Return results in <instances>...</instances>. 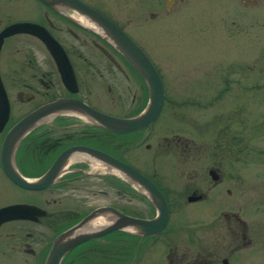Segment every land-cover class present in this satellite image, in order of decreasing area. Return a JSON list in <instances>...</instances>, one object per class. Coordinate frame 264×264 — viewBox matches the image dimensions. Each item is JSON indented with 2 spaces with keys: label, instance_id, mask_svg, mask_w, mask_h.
I'll return each mask as SVG.
<instances>
[{
  "label": "flooded vegetation",
  "instance_id": "obj_1",
  "mask_svg": "<svg viewBox=\"0 0 264 264\" xmlns=\"http://www.w3.org/2000/svg\"><path fill=\"white\" fill-rule=\"evenodd\" d=\"M79 1L110 19L143 50L161 82L160 109L146 126L125 132L109 130L75 110L45 116L17 143L13 164L23 177L37 178L68 148H92L146 176L161 192L167 217L156 234L138 227H120L79 241L62 254L58 264H264V197L258 194L264 183H221L224 171L218 155L222 148H216L207 171L210 177L213 174L214 183L170 179L176 161L182 167V155L190 153L187 151L191 148H184L187 142L182 139L181 114L169 109L163 119L167 121L159 127L155 122L164 107H182V98L176 97L182 94V87L186 89V81L182 84L186 76L182 75V66L169 67L182 64V58L168 62L164 57L168 62L166 74L143 42L125 29L130 19L125 22L124 18L129 14L131 20L134 15L148 19L159 11L169 13L179 0ZM16 8L22 11V18L11 17ZM27 12L31 14L28 17ZM22 22L29 23V32L1 36L7 26ZM143 27L153 35L149 24ZM44 38L53 43L55 51ZM230 74L228 70L222 75V85L217 89L220 94L230 90L234 81ZM203 75L206 72L202 69L191 75L198 80L194 86L202 85ZM0 87L8 103V115L0 125V154L10 128L45 103L75 100L107 115L132 117L143 112L149 102L144 78L92 21L69 5L41 0H0ZM107 103L120 107V112L104 109ZM15 107L19 109L17 114L13 112ZM32 171L37 173H26ZM92 181L114 188L115 204L91 208L86 195L65 204L63 198L69 197L67 194L75 187L89 194L85 187ZM2 192L6 196L0 198V208L18 204L25 205V209L0 214V264H45L55 238L99 207L109 206L140 219L156 215L150 199L121 173L79 150L61 158L52 182L36 189L15 184L5 174L0 159V196ZM10 192L15 196H7ZM122 201L131 205H123ZM86 206L88 209L83 211ZM99 217L106 219L100 223L90 219L89 230L113 221L110 215Z\"/></svg>",
  "mask_w": 264,
  "mask_h": 264
},
{
  "label": "rangeland",
  "instance_id": "obj_2",
  "mask_svg": "<svg viewBox=\"0 0 264 264\" xmlns=\"http://www.w3.org/2000/svg\"><path fill=\"white\" fill-rule=\"evenodd\" d=\"M16 10L11 17L22 18V11ZM165 13L159 11L148 19L134 15L133 20L128 14L124 21L130 19L125 29L143 42L166 74L168 62L182 58L180 65L169 64V67L182 66V75L186 76L182 77L186 89L182 87V94L176 97L182 98V107H164L155 122L157 127L167 121L163 119L169 109L176 115L181 114L182 139L187 142L184 148H191L187 151L190 153L182 155V167L176 161L170 179L182 183H214L207 171L216 148H222L218 155L224 171L221 183H264V0L245 5L242 0H179ZM30 15L26 13L27 17ZM147 24L153 28V35H148L147 28L143 27ZM201 69L206 72L204 82L194 86L198 80L191 75L200 73ZM228 70L234 81L229 91L220 94L217 89ZM213 72L218 75H212ZM216 94L218 97L209 102ZM103 108L120 112V107L108 103ZM18 110L15 107L13 112L17 114ZM123 111L128 113L127 108ZM144 153L146 157V150ZM26 173L33 176L37 172ZM88 184L85 188L89 194H83L82 187H75L67 194L69 197L63 198L65 204L84 195L91 208L115 204L114 188L93 181ZM260 191L258 194L264 197V188ZM252 194L257 193L252 191ZM5 196L2 192L0 198ZM7 196L15 195L10 192ZM122 204L131 205L126 201Z\"/></svg>",
  "mask_w": 264,
  "mask_h": 264
},
{
  "label": "water",
  "instance_id": "obj_3",
  "mask_svg": "<svg viewBox=\"0 0 264 264\" xmlns=\"http://www.w3.org/2000/svg\"><path fill=\"white\" fill-rule=\"evenodd\" d=\"M48 4H66L73 7L80 14L86 16L92 21L104 34L106 40L112 44L124 57L135 67L139 74L147 83L149 91V102L143 112L132 117H114L107 115L96 109L77 103L75 100H55L45 103L19 119L7 132L1 147V165L5 174L17 185L25 188H42L49 185L57 173L61 158L73 150L86 152L95 158H100L106 165L113 170L122 174L123 178L134 185L140 192L146 195L156 208V215L151 219H140L127 216L112 207L103 206L94 209L88 215L83 217L76 224L67 228L57 238H55L45 264H58L60 257L74 244L94 235L107 232L120 227H138L145 232L151 234L158 233L164 226L167 217V207L165 200L158 188L142 173L129 166L124 162H120L111 156L100 154L92 148L75 146L68 148L63 152L57 160L41 176L33 179L23 177L18 173L13 164V153L17 143L22 136L34 127L43 117L54 114L63 110H75L85 114L92 119L101 123L109 130L116 132H125L142 126H146L157 115L163 97V91L159 76L146 56L143 50L120 28H118L110 19L102 13L81 3L79 0H41ZM29 23H14L5 28L1 36L18 31H28ZM29 32V31H28ZM44 42L49 46L50 50L55 51L52 47L53 43L44 38ZM8 115V103L2 87H0V125L4 122ZM211 178L214 179L213 174ZM25 205H9L0 208L1 213H17L22 212ZM110 215L113 221L106 225H99L97 230H89L87 222L93 220L99 215ZM1 219V217H0Z\"/></svg>",
  "mask_w": 264,
  "mask_h": 264
},
{
  "label": "bare ground",
  "instance_id": "obj_4",
  "mask_svg": "<svg viewBox=\"0 0 264 264\" xmlns=\"http://www.w3.org/2000/svg\"><path fill=\"white\" fill-rule=\"evenodd\" d=\"M78 157V156H77ZM80 157V156H79ZM73 161V160H72ZM74 162V161H73ZM76 162V161H75ZM99 170V169H98ZM97 170V171H98ZM105 219L106 218H103V217H99V216H97L95 219H94V222H96V223H100V222H103V221H105Z\"/></svg>",
  "mask_w": 264,
  "mask_h": 264
}]
</instances>
